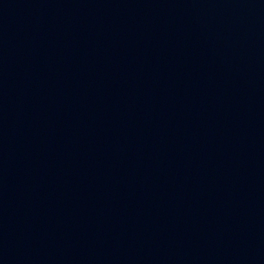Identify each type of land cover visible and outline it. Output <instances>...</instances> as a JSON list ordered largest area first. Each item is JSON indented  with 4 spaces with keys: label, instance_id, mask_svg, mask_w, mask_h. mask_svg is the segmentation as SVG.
<instances>
[{
    "label": "water",
    "instance_id": "1",
    "mask_svg": "<svg viewBox=\"0 0 264 264\" xmlns=\"http://www.w3.org/2000/svg\"><path fill=\"white\" fill-rule=\"evenodd\" d=\"M0 264H264V0H0Z\"/></svg>",
    "mask_w": 264,
    "mask_h": 264
}]
</instances>
